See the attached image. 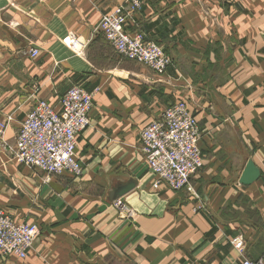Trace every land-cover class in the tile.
Listing matches in <instances>:
<instances>
[{
  "label": "crops",
  "instance_id": "obj_1",
  "mask_svg": "<svg viewBox=\"0 0 264 264\" xmlns=\"http://www.w3.org/2000/svg\"><path fill=\"white\" fill-rule=\"evenodd\" d=\"M124 1L0 0V208L39 226L25 258L0 254V264H237L234 238L264 260V0H144L126 29L171 57L162 73L97 31ZM70 33L81 52L64 44ZM73 84L93 92L75 149L84 170L45 180L11 147L33 105L58 107ZM175 100L198 122L203 157L178 191L152 186L139 136ZM248 160L260 175L242 185Z\"/></svg>",
  "mask_w": 264,
  "mask_h": 264
},
{
  "label": "built area",
  "instance_id": "obj_2",
  "mask_svg": "<svg viewBox=\"0 0 264 264\" xmlns=\"http://www.w3.org/2000/svg\"><path fill=\"white\" fill-rule=\"evenodd\" d=\"M143 3L144 0H125L105 12L97 31L120 57L162 73L172 64L171 57L146 34L126 29L129 18L142 8ZM64 44L78 53L83 49L72 33L64 38ZM30 53L34 56L37 50ZM92 105L93 92L79 84L68 87L59 98L58 107L46 100H38L20 121L11 147L13 159L42 172L45 180L65 172L74 178L80 177L84 168L76 156V142L78 135L89 126ZM4 128L5 124L0 123V133ZM139 136L153 176L152 186H164L174 191L189 188L190 177L202 167L203 157L198 146V122L186 101L170 102L158 118L141 128ZM114 203L123 207L119 199ZM38 235L39 226L35 221H16L0 208V254L25 258ZM232 242L241 255L237 264H264L263 259L251 260L243 255L241 239L234 238Z\"/></svg>",
  "mask_w": 264,
  "mask_h": 264
},
{
  "label": "water",
  "instance_id": "obj_3",
  "mask_svg": "<svg viewBox=\"0 0 264 264\" xmlns=\"http://www.w3.org/2000/svg\"><path fill=\"white\" fill-rule=\"evenodd\" d=\"M259 175V169L254 165L252 160H248L239 178V183L242 185H248L251 182L255 181L259 177ZM134 186L135 183L133 182L123 184L115 191L114 201H116L119 197L133 189Z\"/></svg>",
  "mask_w": 264,
  "mask_h": 264
}]
</instances>
